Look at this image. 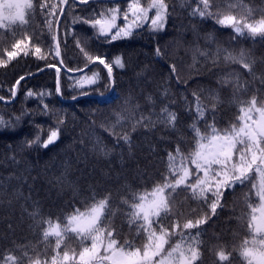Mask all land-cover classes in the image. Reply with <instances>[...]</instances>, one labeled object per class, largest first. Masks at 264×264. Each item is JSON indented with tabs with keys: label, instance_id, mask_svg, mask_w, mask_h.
Returning a JSON list of instances; mask_svg holds the SVG:
<instances>
[{
	"label": "trees",
	"instance_id": "1",
	"mask_svg": "<svg viewBox=\"0 0 264 264\" xmlns=\"http://www.w3.org/2000/svg\"><path fill=\"white\" fill-rule=\"evenodd\" d=\"M47 2L49 7L55 5L57 15L63 8L59 26L53 18L60 56L51 50V33L37 15L35 31L46 58L34 56L30 45L27 57L21 53L7 67H0V97H4L0 100V119L9 125L0 127V260L8 254L22 255V248L34 258L38 255L42 260L50 259L55 238L43 240L44 222L59 220L63 225L74 208L84 211L94 197H109L115 211L114 226L124 237L141 245L135 225L129 228L126 213L130 209L123 201L134 202L137 195L163 183L166 176L174 179L168 173L167 154H176L177 147L184 156L194 150L193 123L202 134L208 131L206 124L213 122V116L218 129L229 127L239 115L237 98L246 101L256 95L258 106L264 98V41L233 39L231 28L221 27L212 19L201 21L190 16L198 0H165L170 15L163 31L151 32L145 24L134 29L132 37L112 43H104L107 38L99 36L90 25L73 20L99 18L101 11L118 4L121 16L117 26L123 27L122 13L129 0H93L84 5L75 0L67 4L61 0ZM148 2L140 0L145 7ZM241 2L264 9V0ZM77 41L89 55L105 54L106 62L113 66L114 83L99 63L88 68L93 62L80 51ZM10 42V33L0 30V49L8 48ZM241 50L256 61L255 78L226 59L228 54L236 55ZM116 56L122 57L125 68L116 66ZM61 59L67 68L83 71L67 73L59 64ZM47 64L61 67L62 95L56 94L55 68ZM93 73L98 74L95 84L82 88L75 84V80L92 77ZM238 83L244 85V91L235 87ZM29 90L35 95L27 96ZM101 96L107 101H101ZM197 97L205 112L203 119L195 110ZM165 107L177 116L174 125L162 122L167 115L162 111ZM57 129L59 138L47 149L29 146L37 137L43 143ZM189 167L195 173L194 167ZM194 180L195 175L189 182ZM249 191V187L239 184L235 190L225 191L216 215L183 187L173 195L171 202L178 214L170 220L182 224L186 219L209 217L199 229L191 230L200 231L205 241L201 247L203 264H226L218 260L221 245L226 254L230 253L232 264H244L235 249L251 238L246 224L238 219ZM178 239L171 237L166 250ZM72 246L79 251L76 244Z\"/></svg>",
	"mask_w": 264,
	"mask_h": 264
},
{
	"label": "snow or ice",
	"instance_id": "2",
	"mask_svg": "<svg viewBox=\"0 0 264 264\" xmlns=\"http://www.w3.org/2000/svg\"><path fill=\"white\" fill-rule=\"evenodd\" d=\"M79 2L88 4V0ZM61 3L67 4L68 0H61ZM153 10L154 14L150 17L149 13ZM37 15L43 18L48 32L51 33L54 42V48L51 50L56 57L60 56V43L54 29L53 18L56 26H59V15H63L62 7L60 14L57 15L55 5L49 7L47 0H0V30H5L11 35L8 48L0 49V56L7 57L0 58V67H7L21 53L27 57L30 45L34 56L38 59L46 58L41 54L39 35L35 31ZM122 15L125 21L123 27L117 26V20L121 16L118 4L101 11L99 18L82 21L76 18L73 23L82 22L90 25L99 36L107 38L104 43H112L118 39L132 37L133 30L143 28L145 24L149 25L151 32L163 31L170 13L165 0H149L147 7L141 4L140 0H129ZM189 15L198 17L201 21L212 19L221 27L231 28L234 33L233 39L243 37L255 41L259 38L264 41V9L249 7L241 0L227 4L217 3L216 0H198V4L192 8ZM113 29H116L115 33ZM76 44L89 62L98 61L99 65L107 70L109 81L114 83L113 66L112 63L106 62L105 54L89 55L80 47L79 41ZM156 53L160 54L159 48L156 49ZM226 59L241 65L253 78L256 77L254 71L256 61L244 50L236 55L228 54ZM114 63L120 69L125 68L121 56H116ZM59 64L67 73L83 71L67 68L63 59ZM46 67L55 68L56 94L62 95L61 67L54 64H47ZM97 75L93 73L92 77H81L75 80V84L81 88L85 84H95ZM23 79L21 76L20 80ZM20 80L16 81L17 86ZM261 83H264V79ZM235 87L239 91H244L243 84L238 83ZM15 95L13 90V98ZM34 95L31 90L27 92L29 97ZM3 99L4 97H0V100ZM100 100L107 101V98L101 96ZM237 103L239 105L237 122L218 129L213 116V122L206 124L208 131L205 134H202L199 127L193 123L191 128L196 137L194 150L188 156L181 154L179 147L176 148V154L168 152V173L174 179L166 176L164 182L156 184L150 192L145 191L137 195L134 202L129 204L127 200L123 201L130 209L126 213L129 228L135 225L136 235L143 241L141 245L124 237L114 226L112 217L115 211L109 205V197H94L84 211L74 208V211L65 217L63 225L59 220L55 223L51 219L44 222L43 240L55 238L50 259L46 257L42 260L38 255L34 258L29 255L26 248H22V255L8 254L0 260V264H197V262L203 264L201 247L205 241L200 231L193 233L191 230L199 229L209 217L186 219L182 224L178 220H170V217L178 214L174 211L172 197L177 189L183 187L191 193L194 200L204 201L211 214L216 215L217 209L222 207L221 201L225 191L235 190L237 184L250 188L244 196V208L238 219L246 224L251 238L244 239L235 250L239 252L244 264H264V98L260 100L259 106L256 95H252L251 99L246 101L237 98ZM195 110L198 117L203 119L205 112L200 107L199 97ZM162 111L167 114L162 122L174 125L177 116L166 107ZM0 127L9 125L0 119ZM58 138L59 130H52L46 141L41 143L37 137L36 140L29 142V146L35 144L47 149ZM124 139L128 142V137ZM189 165L194 167L195 173ZM193 175L195 180L190 183ZM165 222H168L167 225ZM37 223L39 224V221ZM171 237L179 239L166 250ZM73 244L77 245L79 251L72 246ZM218 247V260L232 264L230 253L226 254L222 245Z\"/></svg>",
	"mask_w": 264,
	"mask_h": 264
},
{
	"label": "water",
	"instance_id": "3",
	"mask_svg": "<svg viewBox=\"0 0 264 264\" xmlns=\"http://www.w3.org/2000/svg\"><path fill=\"white\" fill-rule=\"evenodd\" d=\"M76 1H77L78 4L83 5V4H81V3L79 2V0H76ZM90 1H93V0H88V2H90ZM111 1H117V0H111ZM64 8H65V7H64ZM95 63H99V62H98V61H95V62L91 63V65H90L88 68H90L91 66H93Z\"/></svg>",
	"mask_w": 264,
	"mask_h": 264
},
{
	"label": "rangeland",
	"instance_id": "4",
	"mask_svg": "<svg viewBox=\"0 0 264 264\" xmlns=\"http://www.w3.org/2000/svg\"><path fill=\"white\" fill-rule=\"evenodd\" d=\"M147 7V6H146ZM154 14V10H153V12H150L149 13V16L151 17L152 15ZM147 25V24H146Z\"/></svg>",
	"mask_w": 264,
	"mask_h": 264
},
{
	"label": "clouds",
	"instance_id": "5",
	"mask_svg": "<svg viewBox=\"0 0 264 264\" xmlns=\"http://www.w3.org/2000/svg\"><path fill=\"white\" fill-rule=\"evenodd\" d=\"M218 255H219V253H218Z\"/></svg>",
	"mask_w": 264,
	"mask_h": 264
}]
</instances>
